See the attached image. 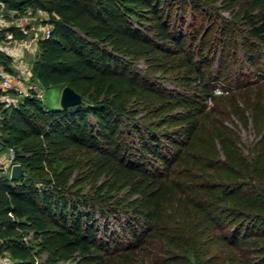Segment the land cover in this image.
I'll use <instances>...</instances> for the list:
<instances>
[{
  "label": "trees",
  "instance_id": "16d2710c",
  "mask_svg": "<svg viewBox=\"0 0 264 264\" xmlns=\"http://www.w3.org/2000/svg\"><path fill=\"white\" fill-rule=\"evenodd\" d=\"M4 1L47 12L51 33L38 40L32 79L82 97L2 106L0 150L13 147L25 171L0 173L10 264H264V103L249 106L255 155L237 153L220 173L191 168L213 119L210 81L238 49L251 64L264 56V0ZM170 71L181 88L158 79ZM71 149L82 159L63 163ZM172 202L182 214L169 213Z\"/></svg>",
  "mask_w": 264,
  "mask_h": 264
},
{
  "label": "rangeland",
  "instance_id": "374dc122",
  "mask_svg": "<svg viewBox=\"0 0 264 264\" xmlns=\"http://www.w3.org/2000/svg\"><path fill=\"white\" fill-rule=\"evenodd\" d=\"M30 9H32L34 14L39 16H45L47 14L40 7L30 6ZM217 12L228 17L230 16L228 10L221 7L218 8ZM191 19L192 16L188 7L185 20L186 22H190ZM220 47L221 45L218 43L216 46L218 53L220 52ZM24 56L26 59L31 60L35 54L27 52ZM217 64V60L212 64V69L215 74L219 73ZM136 65L144 68L146 64L140 59L136 62ZM173 73L174 71H170L161 74L158 76V79L168 89L181 88L174 79ZM210 83L214 97L207 99V107L212 108L213 119L207 124L206 130L198 137L196 147L193 150L195 162L191 165V168L196 175L199 172L204 173L205 171L220 173L222 168L223 170L226 168L234 169L232 166L238 159L237 153H241L247 158L257 153L258 142L256 143V141L260 138V133L253 126L249 106L250 104L256 105L257 101H260L261 104L264 103V56L256 64H251L244 59L242 50L238 49L236 54L230 57L228 65L221 76L212 79ZM62 87L63 85L60 84L43 88L42 96L39 97L42 104L52 108L62 107L60 102ZM240 91L244 92L238 94L237 92ZM13 97L18 102L22 98V95L16 93ZM236 110H240L239 113ZM223 128L225 132H228L231 140L228 138L223 140L224 136L219 133ZM3 154L4 151L0 150V156ZM82 154L83 152L81 150L71 149L67 151L68 159L63 160V163H76L77 160L82 159ZM54 165L55 163L51 162L50 165H47V168L52 169ZM219 166H221V169ZM43 182L41 179L37 180L39 186ZM91 183V179L83 181L81 183L83 190L90 192L92 189ZM169 213L172 215H180L183 213L182 207L180 204L172 202L169 205ZM113 220V218L109 219L111 228L117 230L114 227ZM101 221L103 222V220ZM102 222L99 224L100 228L103 227Z\"/></svg>",
  "mask_w": 264,
  "mask_h": 264
},
{
  "label": "built area",
  "instance_id": "2783aa9c",
  "mask_svg": "<svg viewBox=\"0 0 264 264\" xmlns=\"http://www.w3.org/2000/svg\"><path fill=\"white\" fill-rule=\"evenodd\" d=\"M46 18L47 14L36 15L30 7H9L4 0H0V55L7 58V62L0 58V118L2 106L16 105L26 95L42 96L44 87L32 79V59H26L24 54H35L39 38L51 33V24L45 21ZM16 93L22 95L18 102L13 97ZM3 151L0 170L10 176L11 165L17 162L15 149L8 147ZM29 237L30 234L24 235L25 240ZM11 261L10 253L6 249H0V264H10Z\"/></svg>",
  "mask_w": 264,
  "mask_h": 264
},
{
  "label": "water",
  "instance_id": "95a60500",
  "mask_svg": "<svg viewBox=\"0 0 264 264\" xmlns=\"http://www.w3.org/2000/svg\"><path fill=\"white\" fill-rule=\"evenodd\" d=\"M82 101L81 94L75 90L69 84H65L62 87L60 102L62 107H68L74 104H78ZM23 173V165L17 161L11 165L10 177L13 179L19 178Z\"/></svg>",
  "mask_w": 264,
  "mask_h": 264
}]
</instances>
